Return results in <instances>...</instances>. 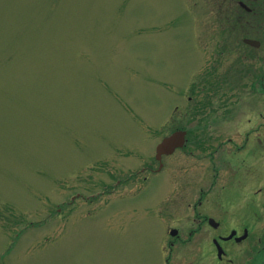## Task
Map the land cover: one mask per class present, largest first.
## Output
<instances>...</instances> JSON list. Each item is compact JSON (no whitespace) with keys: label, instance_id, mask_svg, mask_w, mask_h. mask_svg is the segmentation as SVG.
<instances>
[{"label":"rangeland","instance_id":"374dc122","mask_svg":"<svg viewBox=\"0 0 264 264\" xmlns=\"http://www.w3.org/2000/svg\"><path fill=\"white\" fill-rule=\"evenodd\" d=\"M213 27L212 0H0V264H163L184 151L142 169L209 120Z\"/></svg>","mask_w":264,"mask_h":264},{"label":"flooded vegetation","instance_id":"af4514ba","mask_svg":"<svg viewBox=\"0 0 264 264\" xmlns=\"http://www.w3.org/2000/svg\"><path fill=\"white\" fill-rule=\"evenodd\" d=\"M212 14L216 41L199 70L210 75L209 120L176 128L187 131L178 197L164 200L182 212L154 224L157 253L163 264H264V0H212ZM156 162L145 181L171 166Z\"/></svg>","mask_w":264,"mask_h":264},{"label":"water","instance_id":"95a60500","mask_svg":"<svg viewBox=\"0 0 264 264\" xmlns=\"http://www.w3.org/2000/svg\"><path fill=\"white\" fill-rule=\"evenodd\" d=\"M181 140H184L183 132H177L171 137L166 138L158 147L159 157L163 152H171L180 143Z\"/></svg>","mask_w":264,"mask_h":264}]
</instances>
